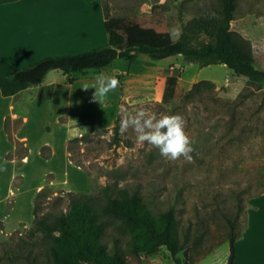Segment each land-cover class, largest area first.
<instances>
[{"label":"rangeland","instance_id":"obj_1","mask_svg":"<svg viewBox=\"0 0 264 264\" xmlns=\"http://www.w3.org/2000/svg\"><path fill=\"white\" fill-rule=\"evenodd\" d=\"M82 2L90 8L89 20L94 19L93 34L98 33L92 17L97 0ZM104 2L110 17L139 20L126 30L134 44L171 43L191 19L217 15L219 9V0ZM236 4L230 31L249 42L255 67L264 71V0ZM92 40L82 52L94 48ZM102 71L117 75L120 86L97 103L91 88ZM171 75L177 76L174 95L163 102L164 82ZM202 80L214 87L187 96ZM45 82L51 84L26 107L28 123L0 124V264H28V254L41 260L46 240L34 229L35 218L67 212L73 195L102 199L106 188L137 193L156 221L173 208L180 236L189 228L191 238L205 232L200 248L178 254L181 264H226L227 219L237 218L242 231L251 200L264 197V78L253 83L223 64L202 67L180 55L162 60L138 55L131 63L117 58L84 74L53 70ZM122 109L182 115L194 141L191 162L162 157L158 149L139 143L132 128L122 133ZM117 117L119 139H114ZM20 128L26 143L14 137ZM105 233L108 249L116 238L128 264H176L164 246L140 257L131 254L134 235L117 220H107ZM78 264L94 263L82 256Z\"/></svg>","mask_w":264,"mask_h":264},{"label":"trees","instance_id":"obj_2","mask_svg":"<svg viewBox=\"0 0 264 264\" xmlns=\"http://www.w3.org/2000/svg\"><path fill=\"white\" fill-rule=\"evenodd\" d=\"M236 6V0H219L217 15L193 18L183 27L175 41L152 45L134 44L127 37L126 30L136 27L139 20L134 17H110L109 6L104 2V29L108 38L106 45L77 54L47 56L18 68L0 79L1 95L13 96L39 85L48 72L53 70L60 71L63 75L84 74L88 70L105 68L117 58L131 63L138 55H145L151 60L180 55L202 67L223 64L234 74L258 83L264 78V71L255 67L249 42L230 31ZM176 81L177 76L166 78L163 102H169L173 97ZM213 87L211 81H199L193 84L187 96ZM114 124V139H119L118 117ZM107 220H117L130 229L134 236L128 248L134 256L148 255L154 248L164 246L176 264H181L179 253L197 250L203 244L205 236L202 231L191 238L190 228L180 236L173 208L162 213L160 220L156 221L137 193L127 189L106 188L102 199L73 195L67 212L36 217L34 229L46 240V247L41 260L36 255L29 254L25 259L28 264H78V259L86 256L94 264H128L116 238L113 239L111 249H108L104 241ZM227 223L229 255L226 264H233L235 241L242 231L236 228L237 218L227 219Z\"/></svg>","mask_w":264,"mask_h":264},{"label":"crops","instance_id":"obj_3","mask_svg":"<svg viewBox=\"0 0 264 264\" xmlns=\"http://www.w3.org/2000/svg\"><path fill=\"white\" fill-rule=\"evenodd\" d=\"M82 1L73 4V0H0V79L47 56L81 53L89 37L93 39L91 48L103 46L108 38L103 31L102 0H97L98 8L92 15L98 23L95 34L94 19L89 20L90 8ZM47 77L48 74L41 84L13 96L4 97L0 92V124L6 120H19L21 126L28 123L26 107L34 103L39 89L49 87ZM23 93H30L29 97L22 98ZM20 133L21 128L14 137L19 136L26 143L27 137ZM3 138L9 140L8 133ZM233 264H264V197L250 202L245 227L235 241Z\"/></svg>","mask_w":264,"mask_h":264},{"label":"clouds","instance_id":"obj_4","mask_svg":"<svg viewBox=\"0 0 264 264\" xmlns=\"http://www.w3.org/2000/svg\"><path fill=\"white\" fill-rule=\"evenodd\" d=\"M179 28L173 32L179 35ZM95 84L93 100L97 103L107 98L110 92H115L120 86V81L115 74L99 72L94 77ZM89 89L85 85L84 90ZM123 117L120 123V131L126 132L132 128L137 133V140L141 144H147L151 148L159 150L162 157L168 160H178L181 157L189 162L192 160L191 153L194 151V141L186 131V121L180 114L157 115L155 112L138 110L134 113L122 109Z\"/></svg>","mask_w":264,"mask_h":264}]
</instances>
